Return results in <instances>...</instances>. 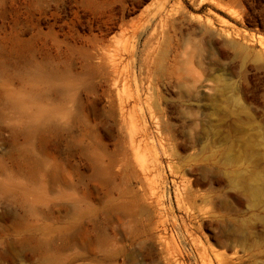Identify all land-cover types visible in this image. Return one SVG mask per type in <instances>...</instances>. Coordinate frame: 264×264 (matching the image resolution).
I'll list each match as a JSON object with an SVG mask.
<instances>
[{"label": "rangeland", "instance_id": "374dc122", "mask_svg": "<svg viewBox=\"0 0 264 264\" xmlns=\"http://www.w3.org/2000/svg\"><path fill=\"white\" fill-rule=\"evenodd\" d=\"M169 263L264 264V0H0V264Z\"/></svg>", "mask_w": 264, "mask_h": 264}, {"label": "bare ground", "instance_id": "6f19581e", "mask_svg": "<svg viewBox=\"0 0 264 264\" xmlns=\"http://www.w3.org/2000/svg\"><path fill=\"white\" fill-rule=\"evenodd\" d=\"M221 8V7H220ZM173 16H172V14H167V13H165L164 15H162V17H160V23L161 24H164V25H166V24H168V23H170L172 20H173V18H172ZM183 19H184V17H183ZM191 20V19H190ZM172 23V22H171ZM171 23H170V25H171ZM162 26L161 25V28L163 27H165V26ZM172 26V25H171ZM167 27V26H166ZM160 28V29H161ZM146 29H147V27H146ZM145 29V30H146ZM165 29V28H164ZM156 29L154 28V31H155ZM142 31V30H141ZM162 31V30H161ZM143 32H144V30H143ZM142 32V33H143ZM163 32H164V30H163ZM142 33H140V34H142ZM162 34V33H161ZM163 36V35H162ZM161 36V37H162ZM160 37V38H161ZM148 38H149V40L151 39H154L155 38V32H151V34H150V36H148ZM147 38V39H148ZM163 39V38H162ZM146 43V42H145ZM148 43V42H147ZM136 45V44H135ZM135 48V47H134ZM153 48H155V47H153ZM136 50V49H135ZM152 50V49H151ZM133 51V50H132ZM131 50H130V52H132ZM153 52V51H152ZM127 53V52H126ZM148 53V52H147ZM122 54V53H121ZM130 54H132V53H130ZM129 55V54H128ZM149 55H150V52H149ZM120 57V56H119ZM124 57H125V55H124ZM121 58V57H120ZM117 60V59H116ZM115 59H114V61H116ZM124 60V59H123ZM118 61V60H117ZM147 61V60H146ZM152 61V60H151ZM112 62V61H111ZM119 62V61H118ZM118 62H114V64H111V65H113V71H114V81H115V83L117 84V82H119V81H122L123 80V78H121L122 76H121V73L119 72V69L117 68L118 67V65H120ZM120 62H121V60H120ZM125 63V62H124ZM150 63V62H149ZM134 64V63H133ZM155 65V64H154ZM124 66V65H123ZM150 67V65L148 64V63H146L145 62V73H143L142 71H139V74H137V75H139L138 77H132L133 78V80L132 81H138V82H136V83H138V91H139V94L141 93V95H139V96H137V97H139V98H141V96H143V109H142V111H143V114H142V117H140V118H137V119H132L131 121H129L130 123H131V129H132V133L130 134V139H129V145H130V149H131V151H132V154L134 155V157H135V159H136V163H137V167H138V169H139V171H140V173L142 174V176L144 177V178H149L150 176H151V174H153L154 172H155V170H156V168H157V162H156V158H155V154H154V152L155 151H151L150 149H152L151 147H150V143L151 142H149V131H150V128L148 127V125H147V120H149V122L151 123V125H152V127H151V129L152 130H154L152 133H154V135L157 137V138H159L158 140H157V142H158V144H160V137H158V135H160V111L157 109V107L155 106V102L153 103L152 102V100H151V97L150 96H152V95H150L149 96V94H151L150 93V91L151 90H153L152 88H153V84H152V82H154L153 80H154V78L153 77H149V67ZM153 66V65H152ZM120 67V66H119ZM123 69H125V67L123 68ZM138 69V68H137ZM143 69V68H142ZM137 73H138V71H137ZM153 73V72H152ZM130 74V73H129ZM146 75V76H145ZM126 76V75H125ZM125 79V78H124ZM128 79V78H127ZM130 79V78H129ZM130 81V80H129ZM115 84V85H116ZM126 86H128V85H126ZM130 86V85H129ZM155 91V90H154ZM128 94V93H127ZM131 94V93H130ZM129 95V94H128ZM131 96V95H130ZM130 96H127V97H129V98H131ZM155 97V96H154ZM127 99V98H126ZM131 100V99H130ZM129 100V101H130ZM136 100H138L137 98H136ZM142 100V99H141ZM127 102V101H126ZM132 101H130V102H128V103H131ZM121 103H123V102H121ZM127 104H124V105H122L121 104V106H120V108H119V116H120V118H121V120H124L125 119V116H126V113H130L131 112V114L133 113V111H134V109H135V106H133V105H131V106H133V107H130V109L132 108V110H130L129 109V111L130 112H127L128 110H127ZM142 113V112H141ZM128 114H127V116H128ZM131 114H129V115H131ZM139 117V116H138ZM150 126V125H149ZM154 137V136H153ZM155 137V138H156ZM155 138H154V140H155ZM152 142H153V140H152ZM154 143V142H153ZM155 190H156V187H152V191H153V193H156L155 192ZM152 196V195H151ZM154 197V196H153ZM160 239V238H159ZM176 261V260H175ZM168 262H170V261H168ZM167 262V263H168ZM169 264H171V263H169ZM175 264V263H174Z\"/></svg>", "mask_w": 264, "mask_h": 264}]
</instances>
